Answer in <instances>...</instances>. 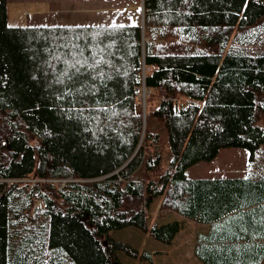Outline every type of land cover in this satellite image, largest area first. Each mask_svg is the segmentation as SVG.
Instances as JSON below:
<instances>
[{
  "label": "trees",
  "instance_id": "obj_1",
  "mask_svg": "<svg viewBox=\"0 0 264 264\" xmlns=\"http://www.w3.org/2000/svg\"><path fill=\"white\" fill-rule=\"evenodd\" d=\"M137 1L143 24L11 26L0 0V264H153L112 232L171 244L179 220L148 223L158 196L211 224L203 263L262 264L264 173L186 171L223 147L264 155V0Z\"/></svg>",
  "mask_w": 264,
  "mask_h": 264
},
{
  "label": "crops",
  "instance_id": "obj_2",
  "mask_svg": "<svg viewBox=\"0 0 264 264\" xmlns=\"http://www.w3.org/2000/svg\"><path fill=\"white\" fill-rule=\"evenodd\" d=\"M56 0H18L15 1V4L9 5L7 0V20L11 26H25V25H50L44 23H37L35 20L38 15L46 17V15L54 13L56 11L53 7V2ZM58 1V0H57ZM72 3L71 6H64L62 9L65 13H73V16L70 19H74L76 23H66L67 20H60L58 23L62 25L66 24H79V25H90V24H114V23H100L93 22L96 12H101L102 9H113L119 14V23L117 24H133L139 23L142 20V11L140 3L136 0L128 4L121 3L120 1L116 2L119 5L111 4V2L106 0H67ZM66 2V0L60 2ZM139 5V6H138ZM89 10V11H88ZM94 13L93 17L89 13ZM68 18V20H70ZM34 20L36 24H30ZM116 23V22H115ZM54 24V25H58ZM258 159L259 164L251 167H222L221 171L215 168L216 175H213L209 168L205 166H199L197 169L194 164L188 169H192L193 174H188L189 177H251L254 178V175L257 172L264 173V155ZM199 163V162H198ZM187 169V171H188ZM220 172V173H219ZM160 197V196H159ZM159 201V200H158ZM159 206V204H158ZM160 212V211H159ZM163 216L168 217L165 221H170L177 219L181 223V229L176 234L171 244H164L158 240H148L152 244L151 247H143L146 250L157 251V253L152 254V263L153 264H205L194 254V246L200 234H207L211 224L208 223H196L188 218L179 216L174 212H165ZM161 218V216H160ZM160 220V219H159ZM163 222H157L158 224ZM143 233V234H142ZM142 236L146 237L147 234L144 231L140 233ZM148 237V236H147ZM154 244V246H153ZM142 248V246L140 247ZM150 248V249H147ZM264 264V260L262 262Z\"/></svg>",
  "mask_w": 264,
  "mask_h": 264
},
{
  "label": "rangeland",
  "instance_id": "obj_3",
  "mask_svg": "<svg viewBox=\"0 0 264 264\" xmlns=\"http://www.w3.org/2000/svg\"><path fill=\"white\" fill-rule=\"evenodd\" d=\"M8 1H9V5L11 6L12 4H15V1H18V0H8ZM62 1H64V0H62ZM106 1H109V2H111V4H115V5H119L116 3L118 1H120L121 3H126V4H128L129 1L134 3L133 0H106ZM60 2H61V0H58V1L56 0L55 2H53V7L56 10V11H54V13L46 15V17H44L42 15L41 16L38 15L35 22L50 24V25H54V24H58V23H64V22H60L58 20V19H60V20H67L66 23H76V22H69V21H75L74 19H70L71 17H69V16H73L74 14L72 12L71 13L70 12L65 13L62 9L66 5L71 6L72 3L70 4V2H68L66 0V2H62V5H61ZM137 2H139V1H137ZM119 14H121V13L117 12L113 9H107V8L102 9L101 12L95 13L93 22L96 21V22H100V23H115V22L119 23V21H120L119 20ZM89 15L93 17L94 13L90 12ZM68 18L70 20H68ZM30 24H36V23H34V20H33L32 22H30ZM251 50H253V51L264 50V31L262 32L261 35H259V37L256 38V41L254 42V44H252ZM148 94L149 93L146 92V96ZM183 97L186 99L189 98L187 96H183ZM262 125H264V119L262 121ZM161 139H162L161 140V147L163 148V152H164V160H163L162 168L164 169V168L168 167V164L172 159L171 152H170V146H169V140H168V132L165 128L162 131ZM262 148L264 149V146ZM262 154H264V151ZM197 164H199V165H195L196 166V167H194L195 169H197L199 166L202 165V166H205L206 168H209L213 175H216V173H215L216 171L214 170L215 168H217V169H219V171H221L222 167H251V166L258 165L259 161L257 158L254 159V158L250 157V153H249V150L247 148L237 147V146H229V147L221 148L215 159L203 160ZM195 169L193 171H195ZM193 171H192V169H188V171H186V172L191 175V174H193ZM66 180L67 179H64V181H62V183L65 182ZM160 201H161V197H159V196L156 197L148 208V213H149L148 223L149 224H151L152 222H155V221H157L158 223L163 222L164 220L168 219V217L163 216L165 214V212H167V211L160 209V207H159ZM158 204H159V206H158ZM169 212H171V211H169ZM160 216H161V218H160ZM141 231L142 230L137 229L136 227L128 226V227H125V228H122V229H119V230L112 232V235L118 240L125 241V242L132 244L139 251H143V250H146L143 247H151L152 246L151 243H149V245H148V240L149 239L155 240V239H153L145 231H144V233H146L148 237L142 236L140 234ZM141 246H142V248H140ZM153 246H154V244H153ZM147 249H150V248H147ZM152 252H154V251H152ZM155 252H157V251H155ZM118 256H119L120 260L122 261V264H149L148 262H145L139 258H132V257L128 256L123 251H118Z\"/></svg>",
  "mask_w": 264,
  "mask_h": 264
},
{
  "label": "built area",
  "instance_id": "obj_4",
  "mask_svg": "<svg viewBox=\"0 0 264 264\" xmlns=\"http://www.w3.org/2000/svg\"><path fill=\"white\" fill-rule=\"evenodd\" d=\"M149 91L150 90L146 89L144 86L142 87V92L140 93V97L143 100V102H145L146 92L149 93ZM61 181H64V179Z\"/></svg>",
  "mask_w": 264,
  "mask_h": 264
},
{
  "label": "snow or ice",
  "instance_id": "obj_5",
  "mask_svg": "<svg viewBox=\"0 0 264 264\" xmlns=\"http://www.w3.org/2000/svg\"><path fill=\"white\" fill-rule=\"evenodd\" d=\"M77 64H79V61H77Z\"/></svg>",
  "mask_w": 264,
  "mask_h": 264
}]
</instances>
